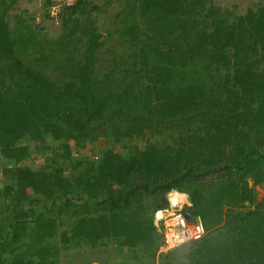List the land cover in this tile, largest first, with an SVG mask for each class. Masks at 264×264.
Segmentation results:
<instances>
[{
    "label": "trees",
    "instance_id": "obj_1",
    "mask_svg": "<svg viewBox=\"0 0 264 264\" xmlns=\"http://www.w3.org/2000/svg\"><path fill=\"white\" fill-rule=\"evenodd\" d=\"M18 1L0 0V264L111 246L128 264H264V198L241 207L247 181L264 184V0L241 15L212 0H118L122 26L106 37L132 49L109 57L96 0L64 6L57 38L12 26ZM166 126L178 137L134 143ZM33 153L38 169L24 164ZM173 188L207 233L158 256L155 212Z\"/></svg>",
    "mask_w": 264,
    "mask_h": 264
},
{
    "label": "rangeland",
    "instance_id": "obj_2",
    "mask_svg": "<svg viewBox=\"0 0 264 264\" xmlns=\"http://www.w3.org/2000/svg\"><path fill=\"white\" fill-rule=\"evenodd\" d=\"M9 1V0H7ZM46 0H19L14 4L9 12V20L12 26H15L17 23V17H22V19L28 21V23L32 24L33 27L40 26L42 28V32L47 34L51 38L59 37L63 31V23H62V15L61 10L64 6L73 5L74 3H68L67 0H55L56 4L50 9V16H47L49 13V9L45 6ZM214 4L220 6L224 11H233L234 15L245 14L249 7L256 6L260 0H212ZM98 5L103 7V10H93L89 15L91 19L96 21V25L98 26L99 32H101L104 37L102 40L105 41V45L101 50L102 57H109L111 55L112 49H117L119 51L128 47V49H132L129 44L122 45L118 42L117 35H114L112 38H107L106 36L110 31L122 26V22L124 19V13L121 12L125 3L121 1L112 0L110 3L104 4V0H96ZM121 12L120 15L118 13ZM85 20V17H82ZM142 27H145L143 24ZM152 32V31H151ZM145 37V36H144ZM163 131H158L156 135H153L151 132L146 134L145 136L139 137V139L134 142L137 143L141 148H145L147 143L150 141L158 142L164 144L167 139L174 134V137H178V132L176 130L171 129L170 126L162 127ZM107 141L104 138H101L98 143L91 146L89 148L90 155L92 157H96L99 154V150L102 146H105ZM111 146L118 149L120 146L118 144L111 143ZM81 152L75 151V155H81ZM2 161V160H1ZM43 162V157L38 154H31L30 158H27L25 161V165H31L34 169H38ZM223 172L220 171L217 175L214 174L208 179H212L213 181L219 180L220 176ZM7 180L3 175V171L0 168V188H2L6 184ZM118 187V184H116ZM246 188L253 191L254 201H250L248 199L244 200L242 203V208L245 210H253L259 209L257 205L258 202H261L264 198V184L256 185L252 179H249L246 184ZM156 223V221H155ZM157 225V224H156ZM160 231V230H159ZM207 231V230H206ZM161 232V231H160ZM207 233V232H206ZM162 235V233H161ZM206 235V234H205ZM162 241V238H161ZM161 245V242H160ZM190 246V245H189ZM102 249V248H101ZM77 254H74V251H70L64 254L62 253V264H128V259L123 255V252L119 250V248L115 246H111L109 248H104V252L100 251L99 247L91 248L84 247L82 250L76 249ZM165 253H160V246L158 250V256ZM72 255V256H70ZM74 255V256H73ZM128 255V253H127ZM166 259H160L159 257L156 259V264H165Z\"/></svg>",
    "mask_w": 264,
    "mask_h": 264
},
{
    "label": "built area",
    "instance_id": "obj_3",
    "mask_svg": "<svg viewBox=\"0 0 264 264\" xmlns=\"http://www.w3.org/2000/svg\"><path fill=\"white\" fill-rule=\"evenodd\" d=\"M67 1L74 3L76 0ZM167 200L168 204L160 207L155 213L157 227L162 233L160 253H167L198 241L207 232L202 218L193 216L187 209L192 206L188 193L173 188L168 192Z\"/></svg>",
    "mask_w": 264,
    "mask_h": 264
},
{
    "label": "clouds",
    "instance_id": "obj_4",
    "mask_svg": "<svg viewBox=\"0 0 264 264\" xmlns=\"http://www.w3.org/2000/svg\"><path fill=\"white\" fill-rule=\"evenodd\" d=\"M182 192V191H181ZM185 193V192H184ZM173 196H175V193H173ZM158 210V209H157ZM156 213V212H155ZM156 221V220H155Z\"/></svg>",
    "mask_w": 264,
    "mask_h": 264
}]
</instances>
